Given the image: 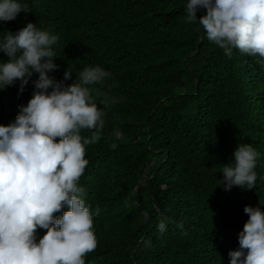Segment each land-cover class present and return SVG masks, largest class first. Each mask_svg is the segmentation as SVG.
I'll use <instances>...</instances> for the list:
<instances>
[{"label":"trees","instance_id":"trees-1","mask_svg":"<svg viewBox=\"0 0 264 264\" xmlns=\"http://www.w3.org/2000/svg\"><path fill=\"white\" fill-rule=\"evenodd\" d=\"M21 2L30 11L0 22V33L32 22L57 35L50 75L63 79L70 68V84L89 66L111 73L89 86L104 127L86 146L79 181L90 210H99L97 247L85 264H230L249 218L244 207L264 210V61L238 49L226 56L187 21L186 0ZM32 94L31 81L23 92L19 82L0 90V124ZM239 143L260 154L256 189L219 184ZM46 231L37 229V242Z\"/></svg>","mask_w":264,"mask_h":264},{"label":"clouds","instance_id":"clouds-1","mask_svg":"<svg viewBox=\"0 0 264 264\" xmlns=\"http://www.w3.org/2000/svg\"><path fill=\"white\" fill-rule=\"evenodd\" d=\"M27 11L21 0H0V22ZM184 11L226 56L238 49L264 61V0H186ZM58 39L32 22L0 33V52L8 58L0 59V90L19 82L23 92L29 81L33 84L15 119L0 124V264H85L86 254L97 247L93 216L99 210H90L79 181L88 164L86 146L104 127V112L89 86L103 84L111 73L96 65L70 84V68L56 79L50 73L58 68L53 50ZM82 130L94 131L84 137ZM259 155L251 144L239 143L234 160L219 170V184L225 190L256 189ZM244 212L249 218L239 233V248L229 252L230 264H264V210L246 205ZM142 216L149 220L148 212ZM158 228L166 231L164 220ZM37 229L47 230L38 242Z\"/></svg>","mask_w":264,"mask_h":264}]
</instances>
